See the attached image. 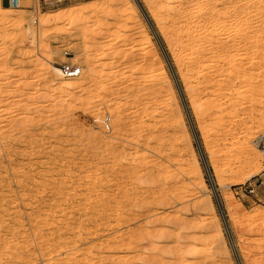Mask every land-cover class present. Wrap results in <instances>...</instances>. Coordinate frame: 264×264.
<instances>
[{
  "label": "rangeland",
  "instance_id": "1",
  "mask_svg": "<svg viewBox=\"0 0 264 264\" xmlns=\"http://www.w3.org/2000/svg\"><path fill=\"white\" fill-rule=\"evenodd\" d=\"M6 1L0 264H264V0Z\"/></svg>",
  "mask_w": 264,
  "mask_h": 264
},
{
  "label": "built area",
  "instance_id": "2",
  "mask_svg": "<svg viewBox=\"0 0 264 264\" xmlns=\"http://www.w3.org/2000/svg\"><path fill=\"white\" fill-rule=\"evenodd\" d=\"M23 0H7L6 4L11 9L22 7ZM60 74L63 78H73L78 76L82 68L71 63H63L59 66ZM104 128L109 130V120L105 119ZM256 147L260 153V170L258 173L247 179L245 182L236 185L233 194L238 197L251 196L257 201H261L259 195L264 193V133L255 138Z\"/></svg>",
  "mask_w": 264,
  "mask_h": 264
},
{
  "label": "bare ground",
  "instance_id": "3",
  "mask_svg": "<svg viewBox=\"0 0 264 264\" xmlns=\"http://www.w3.org/2000/svg\"><path fill=\"white\" fill-rule=\"evenodd\" d=\"M22 6H24V0H23V3H22ZM90 10H92V8H86V9H82V10H77V12H89ZM39 21V20H38ZM37 20H36V23L38 22ZM28 31H29V29H28ZM246 35H244L243 37H245ZM249 36L247 35V37H246V39L248 38ZM240 38L242 39V37L240 36ZM237 39V38H236ZM239 39V38H238ZM240 39V40H241ZM245 39V40H246ZM243 40H244V38H243ZM245 40H244V42H245ZM248 40V39H247ZM238 41V40H237ZM242 41V40H241ZM240 41V42H241ZM262 41H264V40H262ZM238 43H239V41H238ZM256 43H258L257 41L255 42V43H253V44H256ZM216 44V43H215ZM223 44V43H222ZM233 44V43H232ZM240 44V43H239ZM260 44H261V41H260ZM260 44H256L255 45V47H253L254 49H256L257 50V52L259 51V53H257V55L258 54H262L263 56H264V44L263 45H260ZM221 46V45H220ZM216 50H217V48H216ZM261 55V56H262ZM259 57V56H258ZM255 58H256V56H255ZM257 59V58H256ZM258 60V59H257ZM259 63H260V60H259ZM263 63V62H262ZM255 65H258V64H255ZM261 65V64H260ZM264 65V64H263ZM254 68H255V66L254 65H252ZM251 66V67H252ZM262 66V65H261ZM250 67V68H251ZM257 67H260L259 65L257 66ZM253 68V69H254ZM262 68V67H261ZM260 69V68H259ZM263 69V68H262ZM260 71V70H259ZM81 78H83V80L85 79V74L84 73H81V74H79L78 76H76V77H73V78H70V79H68V80H66V82L63 84V90H66V91H71L72 89H74V87L76 86V81L77 80H79V79H81ZM1 93H3V92H1ZM193 100V99H192ZM192 102V101H191ZM193 103H194V101H193ZM185 107V106H184ZM190 122V121H189ZM260 125L262 126L261 128H264L263 126H264V119L261 121V123H260ZM122 125H121V121L120 122H118V124L116 125V127L119 129L120 127H121ZM198 145V144H197ZM254 146L256 147V144H255V142H254ZM256 149H257V147H256ZM258 150V149H257ZM213 156V155H212ZM245 158V160H243L244 162H243V164L244 165H246V166H248V167H250L251 165H252V163H253V159H252V157L251 156H247V157H244ZM243 158V159H244ZM218 172H220V170L218 171ZM216 173H217V171H216ZM219 174V173H218ZM253 175H255V174H252V175H250L249 177H248V179L250 178V177H252ZM219 176V175H218ZM212 179H213V177H212ZM29 193V192H28ZM233 197H235V196H231V198H230V200L231 201H234L233 199ZM230 201V202H231ZM228 211V210H227ZM231 214V213H230ZM229 214V215H230ZM232 217V216H231ZM33 222H35V221H33ZM35 224V223H34ZM36 225V224H35ZM36 227V226H35ZM69 227V226H68ZM37 228V227H36ZM37 230V229H36ZM58 230V229H57ZM35 231V230H34ZM60 231V230H59ZM62 231V230H61ZM76 231H78V230H76ZM36 232V231H35ZM39 232H40V230H39ZM13 233V232H12ZM38 233V232H37ZM56 233H57V231H56ZM77 233H79V232H77ZM229 233V232H228ZM39 234V233H38ZM58 234V233H57ZM75 234V233H74ZM80 234V233H79ZM10 236H13V235H10ZM56 236V235H55ZM76 236H77V234H76ZM229 236V239H230V242H231V245H232V247L234 248V250L233 251H235V247H234V244H233V241H232V238H231V235H228ZM52 237V236H51ZM58 237H59V235H58ZM70 237V236H69ZM78 237V236H77ZM15 238V237H14ZM76 238V237H75ZM3 240V239H2ZM5 240V239H4ZM16 240V239H15ZM58 240V239H57ZM62 240V239H61ZM70 240H71V238H70ZM75 240V239H74ZM7 241V240H6ZM54 241V240H53ZM52 241V242H53ZM56 241V240H55ZM4 242V241H3ZM51 242V241H50ZM74 242V241H73ZM8 242H6V244H7ZM56 243V242H55ZM60 243V242H59ZM10 244V243H9ZM3 245L4 246H6L5 245V243H3ZM8 245V244H7ZM58 245V244H57ZM64 245H65V243H64ZM3 246V247H4ZM0 247H1V245H0ZM3 247H1V249L3 248ZM17 248H18V246H17ZM46 248V247H45ZM59 248H60V246H59ZM6 249V248H5ZM4 249V250H5ZM22 249V248H21ZM3 250V251H4ZM57 250V249H56ZM2 251V250H1ZM236 252V251H235ZM228 254H229V250H228V248L227 247H225V248H223L222 250H220L218 253H217V257L220 259V258H222V257H226V256H228ZM20 255V254H19ZM2 256H3V254H2ZM1 256V257H2ZM17 256H18V253H17ZM22 256V255H21ZM21 256H19V259H20V257ZM15 258H18V257H15ZM236 258H238V256H237V254H236ZM13 259V258H12ZM18 259V260H19ZM257 259V258H256ZM239 260V259H238ZM8 261V260H7ZM10 263V262H9ZM230 264H232V262L230 263Z\"/></svg>",
  "mask_w": 264,
  "mask_h": 264
},
{
  "label": "water",
  "instance_id": "4",
  "mask_svg": "<svg viewBox=\"0 0 264 264\" xmlns=\"http://www.w3.org/2000/svg\"><path fill=\"white\" fill-rule=\"evenodd\" d=\"M143 11V10H142ZM143 14L146 16V14H145V12L143 11ZM181 97H182V95H181ZM183 99V98H182ZM185 109H186V106H185ZM186 112H187V115H188V117H189V114H188V111H187V109H186ZM189 121H190V118H189ZM190 123H191V121H190ZM191 126H192V123H191ZM194 131V130H193ZM194 136H195V134H194ZM196 137V136H195ZM199 147V146H198ZM199 151H200V153H201V155H202V152H201V150H200V148H199ZM203 162H204V165H205V168H206V170H207V173H209V170H208V168L206 167V163H205V160L203 159ZM209 175H210V173H209Z\"/></svg>",
  "mask_w": 264,
  "mask_h": 264
}]
</instances>
